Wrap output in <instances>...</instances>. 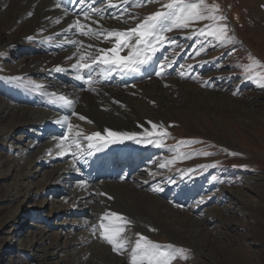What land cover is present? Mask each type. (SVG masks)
Instances as JSON below:
<instances>
[{
  "label": "rangeland",
  "instance_id": "rangeland-1",
  "mask_svg": "<svg viewBox=\"0 0 264 264\" xmlns=\"http://www.w3.org/2000/svg\"><path fill=\"white\" fill-rule=\"evenodd\" d=\"M117 1L118 8L108 15L113 24L107 30L135 27L169 2L145 0L138 6L141 0H128L127 4ZM205 2L219 6L216 15L227 19L216 23L226 24L234 41L222 45L212 37L201 36L199 29L212 22H195L166 33L172 42H165L158 50L155 63L159 66L157 72L164 66L161 75L153 71L139 82L140 86L99 88L97 96H103L106 89L125 99L110 97L114 107H100L107 112L106 117H121L119 127L157 122L158 131L168 135L154 137L156 143L136 141L138 149L129 152H139L135 158L124 157L107 166L98 162L97 167L113 168L129 181L133 176L131 180L139 184V190L160 201L156 208L150 206L152 200L146 203L167 230L153 227V231L129 219L131 224L123 233L131 242L129 247L134 246L136 234L140 233L153 242L184 249L187 259L178 257L173 264H264V67L260 66L264 65V0ZM14 21L0 16V264H128L127 252L112 251L101 238V217L111 212L106 202L97 204L99 201L93 200L86 210L79 209L82 207L78 202L72 211L67 199H62L64 191L71 192L70 171L62 172L54 181L47 178L52 163L31 146L39 130L31 133L36 128L22 123L14 114L20 108L33 106L32 101H19L20 98L30 94L31 86L50 80L46 77L48 70L53 73V64L48 61L29 71L27 65L54 53L44 54L45 41L34 32L42 30L27 29L23 21ZM100 73L101 69L95 71L93 78L98 79ZM114 73V69L108 71L112 79H117ZM14 82L21 86H13ZM9 103L13 105L5 107ZM77 106V102L72 104L73 108ZM93 122L99 129L92 118L75 121V129H67L68 136L74 137L77 131L91 134ZM49 133L55 134L50 130L40 139L47 142L45 135ZM78 142L79 149L72 147L71 152L87 164L94 152L88 141ZM65 149L70 160L71 152L66 145ZM161 163L166 167L161 168ZM20 168L23 173L31 171V175L22 177ZM83 170L85 167L76 171L73 181L83 179L78 177L86 174ZM140 195L132 193L129 197L142 202ZM168 204L186 212L170 211L164 216ZM204 216L208 217L201 225L199 219ZM179 220L185 223L179 224ZM168 229L179 233L172 236Z\"/></svg>",
  "mask_w": 264,
  "mask_h": 264
},
{
  "label": "bare ground",
  "instance_id": "bare-ground-1",
  "mask_svg": "<svg viewBox=\"0 0 264 264\" xmlns=\"http://www.w3.org/2000/svg\"><path fill=\"white\" fill-rule=\"evenodd\" d=\"M97 2L99 3L96 4ZM57 3L58 0H0L1 17L8 16L11 17L12 21H23L27 29L38 28L42 30L34 32H36L38 34L37 36H40V38L42 37L45 41V44L43 46L44 54H51L52 52H54L50 55V57H42V59L39 58L37 61L32 60V62L27 65L26 70L29 71L41 66L43 62L48 61L51 65L53 64V66L51 67L53 73H51L50 70H48V72L46 71V77L50 78V80L47 79L44 80L42 83H36L35 86H31V88L28 90L30 91V94H27V96H22L20 98L19 101H32L33 106L28 108H20L19 111L14 112V114L18 115L20 120L23 121L22 123L32 124L34 128H36L33 129L31 133L35 130H39V133H35L36 137H33L35 142H32L31 146L32 148L37 147L38 149L36 150V153H39L40 155H46V159L52 163V168L50 169L47 178L49 180L54 181V179L60 178V176L63 174L62 172L70 171L68 175L70 181H68V183L69 186L72 187L70 189L71 192L67 193L64 191V193H62L64 194L62 195V199H67L66 201L71 204L70 209L72 211L74 209L73 207H76L78 202L81 205L80 207H82L79 209L86 210L88 205L90 206L91 201L93 200L99 201L97 204L105 201L108 210H110L111 212L122 214L128 219L141 222L152 229L153 227H160L167 230V228L159 222V218L157 219L154 216L153 212L149 210L151 209L150 206H154L155 208L158 207V200L151 199V197L154 196L149 192L139 190V184L131 180L133 176L132 178L130 177L131 179L129 181L124 178V176L118 175V173H116L113 168L99 170V166L97 167L98 162H100V164L104 163L107 166L109 162H120L121 160H125V158H135V156H137L139 152L137 153V151H134L131 154L129 152H131L132 149H138V140H143V134L145 130L151 129V124H147L148 121L145 123L140 122L139 124L133 122L128 128L119 127L120 125L118 123L120 122V120H122L121 117L115 116L116 114H111L109 117H106L105 115H107V112L103 111L104 109L101 111L100 107L103 105L104 107L113 108V102L109 101L110 97L112 98V100H123L124 98L122 96L111 94L112 92L107 93L105 91L106 89L102 92L103 96H97L98 94L96 93H98V90H100L101 88H106V86H121V89H124V86H140L141 83L139 82L141 80L147 78L148 75H150L153 71L157 72L159 66H157L158 64L155 63L160 52L157 51L152 61H150L149 64L145 65L141 69V71L136 74L128 75L119 70L114 69V75L117 77V79H112L114 77H111L108 74V69H102V66H106L100 65L95 66L93 71L91 72V82H87V79H77V72L73 70L72 64L76 62L79 56L87 55L88 53L94 54L95 50L98 48H111L113 46V43L110 40H104L103 37L97 40L95 37L90 38L81 36L79 32L75 29L69 31H65V29H68L69 25L77 19H79L82 23L90 25L91 28L94 30H107L108 28H111L113 23L112 21L109 22V19L111 20V17L108 15H111L113 10L118 8L120 1L103 0L100 2V0H85V3L81 4L76 2V0H59L60 7H57ZM110 4L115 6L108 7V5ZM83 12H89L90 18L88 20H85ZM97 12L99 14H97ZM29 13H32V15L29 16ZM106 14L108 18L105 17ZM57 19L60 20V23H56ZM96 20L99 21V24L93 23V21ZM37 39L39 40L38 37ZM70 41H82L83 44L74 45ZM88 44L94 45L95 48H88ZM125 50L121 52V55H126ZM58 66L64 68V71L56 72L55 69ZM99 69H101V73L98 79H94V73ZM80 74L85 75V77H87L88 73L87 70H85ZM100 84L102 85L100 86ZM12 85L21 86V83L14 82ZM49 94L64 96L68 100L72 101V104L74 106L77 102L78 106L74 108L71 106L69 108L61 106L59 102L50 104V102L48 101V97L52 99H54V97L50 96ZM10 101L14 103L12 99H10ZM12 103H9L8 106L5 107L12 106ZM50 109H52V111H50ZM62 112H64L65 115H62L64 114ZM55 115H59L60 117L57 118L55 117ZM80 116L85 117V119L87 117V121L92 118L96 123L100 125V128L98 129L93 122L91 125V129L93 131L91 133H103L104 129H110L122 133H136L137 139H124L122 142L103 144L100 142L98 144H95L96 150H94V147H92L91 149L89 148L94 153L89 156V163L87 164H82L83 161H78L76 153L71 152L72 148H67L71 152L70 161L67 159L68 155H62L61 149L57 147V145L61 143V136L64 137L70 135L67 133L68 128L66 125L56 123V121H63V119L67 117L68 123L73 126V128L69 131H72L73 129H75L74 122L77 120H81ZM50 130H54L55 134L49 133L45 135V141L47 142L42 141L40 139V136H43ZM82 132L85 133L86 129H83ZM8 134L9 131L6 132V135ZM65 145L67 146V144ZM73 148L76 149V147ZM40 155L37 156V160L40 159ZM91 159L95 160V162H93ZM81 167H85V170L83 171H85L86 174L81 176L80 174H78V177L84 176L83 179L73 181V176L75 175L76 171ZM21 168L20 174H22V177H27L31 175V171H29V173H23V170ZM63 189H67V187H63ZM139 192L142 195V202H135L129 197L130 194ZM241 194L242 193H240V195ZM109 197H111L112 199H109ZM147 200H152L150 206L148 204L149 202L146 203ZM158 202L160 203V201ZM165 208L166 212L163 214L164 216L170 214V211L179 213L186 212L184 208L177 207L175 205L171 206L168 204L167 206H165ZM207 217H202L203 219L201 218V220L199 219V224H205ZM195 221L198 222L197 220ZM178 222L179 224L185 223V221L182 220H179ZM86 224L87 222L85 223V225ZM223 224H228L230 226L228 221H223ZM168 231L172 232V236L173 234L177 236L179 233V231L176 229H168ZM172 239L174 240V237Z\"/></svg>",
  "mask_w": 264,
  "mask_h": 264
},
{
  "label": "snow or ice",
  "instance_id": "snow-or-ice-1",
  "mask_svg": "<svg viewBox=\"0 0 264 264\" xmlns=\"http://www.w3.org/2000/svg\"><path fill=\"white\" fill-rule=\"evenodd\" d=\"M78 3H85V0H76ZM125 4L128 0H124ZM145 0H141L142 6ZM147 3H153L155 0H146ZM109 6H115L110 4ZM57 7H60L59 0ZM218 5H209L205 0H169L168 3L161 4V9L147 17L143 18L139 23L130 29L125 30H94L90 25L82 23L79 19L73 21L69 25V31L75 29L81 36L95 37L97 40L103 37L106 41H111L113 46L111 48H98L95 53H88L87 55H80L74 64L73 70L77 72V79L91 82V72L95 66L104 65L108 71L113 69L119 70L125 74L132 75L139 73L141 69L149 64L155 56L156 52L163 46L165 42H172L166 36V33L175 29L188 28L191 24L199 21H211L212 23L204 25L199 29V35L212 37L219 41L220 44L226 45L234 41V37L228 35V28L226 24H218L217 21H225L227 19L224 15H216ZM97 14H99L97 12ZM29 16L32 13L28 14ZM85 20H88L89 12H83ZM130 19L135 20L136 17L130 16ZM56 23H60L57 19ZM99 24V21H93ZM87 29V30H85ZM31 39V37H29ZM71 43L82 45V41H70ZM88 48H95L94 45L88 44ZM203 48V46H201ZM127 50L126 55H121V52ZM79 51V49H78ZM199 55V52L196 53ZM255 65H259V61L250 57ZM171 66V65H169ZM264 67V65H260ZM164 66L161 65V70L156 75H161ZM87 70V77L80 73ZM56 72H63L64 68L56 67ZM260 74L257 73V76ZM17 78H10L15 80ZM40 87V86H36ZM53 96V103L59 102L63 107H71L72 101L61 95L49 94ZM81 120L85 117L80 116ZM56 123L66 125L69 130L73 126L68 123V118L65 117L63 121L57 120ZM159 126L156 123H151V129L145 130L143 140L149 143H156L154 137L162 138L167 136L166 131H158ZM79 139L88 141V147L92 148L95 144L103 143H116L122 142L124 139H137L136 133H122L110 129H104L103 133L94 132L91 134L83 135L77 131L74 137L64 136L61 138V143L57 145L61 149V154H66L65 144L67 148H79L81 145ZM138 142H140L138 140ZM159 146V145H158ZM208 155V153H204ZM168 161L167 163H173ZM214 166V165H213ZM160 167H166V163H161ZM153 191H160V189H153ZM109 199H112L109 197ZM131 221L122 214L116 212H109L101 217L99 228L101 230V238L111 246L112 251L118 254L128 255V264H173L177 258L187 259L185 250L177 248L172 244L162 245L153 242L147 236L137 233V239L134 241V246L129 247L130 241L123 236L128 225ZM155 231V229H152Z\"/></svg>",
  "mask_w": 264,
  "mask_h": 264
}]
</instances>
